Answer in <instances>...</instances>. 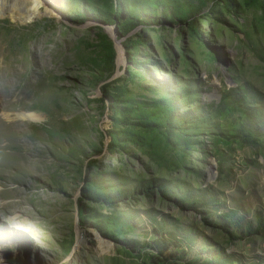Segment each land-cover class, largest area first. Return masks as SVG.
Segmentation results:
<instances>
[{
  "label": "rangeland",
  "instance_id": "1",
  "mask_svg": "<svg viewBox=\"0 0 264 264\" xmlns=\"http://www.w3.org/2000/svg\"><path fill=\"white\" fill-rule=\"evenodd\" d=\"M30 1L0 8V264H264V0Z\"/></svg>",
  "mask_w": 264,
  "mask_h": 264
},
{
  "label": "bare ground",
  "instance_id": "2",
  "mask_svg": "<svg viewBox=\"0 0 264 264\" xmlns=\"http://www.w3.org/2000/svg\"><path fill=\"white\" fill-rule=\"evenodd\" d=\"M3 5V0H0V8ZM10 15L16 16L21 20H29L33 16L38 15L36 3L30 0H13L12 7L9 9ZM3 11L0 9V13ZM17 116L22 118L31 119L34 118L32 113L23 114L20 113Z\"/></svg>",
  "mask_w": 264,
  "mask_h": 264
},
{
  "label": "trees",
  "instance_id": "3",
  "mask_svg": "<svg viewBox=\"0 0 264 264\" xmlns=\"http://www.w3.org/2000/svg\"><path fill=\"white\" fill-rule=\"evenodd\" d=\"M173 12H168V14H172ZM231 213H233V211L231 212ZM228 217V219L226 220V221H229V223L230 224H233V225H235V226H237L238 224H237V222L233 219V218H231L230 216H227ZM168 246V244H164V247H167ZM176 247H177V245H175Z\"/></svg>",
  "mask_w": 264,
  "mask_h": 264
}]
</instances>
